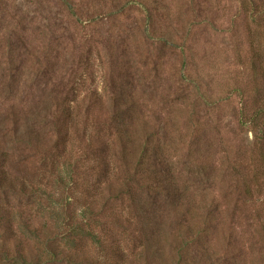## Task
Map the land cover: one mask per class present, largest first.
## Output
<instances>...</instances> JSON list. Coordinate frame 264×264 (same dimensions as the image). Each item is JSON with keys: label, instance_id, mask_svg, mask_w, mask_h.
<instances>
[{"label": "rangeland", "instance_id": "obj_1", "mask_svg": "<svg viewBox=\"0 0 264 264\" xmlns=\"http://www.w3.org/2000/svg\"><path fill=\"white\" fill-rule=\"evenodd\" d=\"M251 10L0 0V264H264Z\"/></svg>", "mask_w": 264, "mask_h": 264}, {"label": "trees", "instance_id": "obj_2", "mask_svg": "<svg viewBox=\"0 0 264 264\" xmlns=\"http://www.w3.org/2000/svg\"><path fill=\"white\" fill-rule=\"evenodd\" d=\"M241 1L244 2L245 4L251 5L252 10L250 16L252 18L261 20V17L262 16L264 17V0H241ZM263 22H264V18H263ZM262 34L264 38V23L262 24ZM261 69H262V64L260 62H258V64L256 63L255 67H253V70L259 71ZM115 105L117 106L116 103ZM261 116H264V94H263V101L259 104V106H256L255 111L252 112V117L250 118V120L252 119V124L256 123V121L259 120ZM146 149L147 148L144 149V152H146ZM156 151L157 149L155 148L153 149L152 153H156ZM153 161L159 162L156 155H154ZM141 162L142 160H140L139 164H141ZM160 163L162 164V161H160ZM164 166L165 165H160V167L163 169H159L160 170L159 172L154 171L155 174L154 176L155 178L158 179L160 186H162L161 190L166 192V196H171L170 190H174V194H175L177 182L175 180V177L172 175V173ZM196 262L194 261V264H196Z\"/></svg>", "mask_w": 264, "mask_h": 264}]
</instances>
